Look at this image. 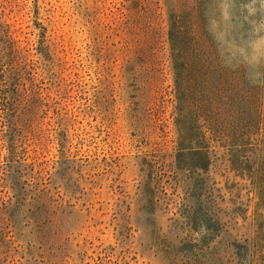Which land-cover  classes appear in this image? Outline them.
I'll use <instances>...</instances> for the list:
<instances>
[{
	"label": "rangeland",
	"instance_id": "1",
	"mask_svg": "<svg viewBox=\"0 0 264 264\" xmlns=\"http://www.w3.org/2000/svg\"><path fill=\"white\" fill-rule=\"evenodd\" d=\"M0 264H264V0H0Z\"/></svg>",
	"mask_w": 264,
	"mask_h": 264
}]
</instances>
